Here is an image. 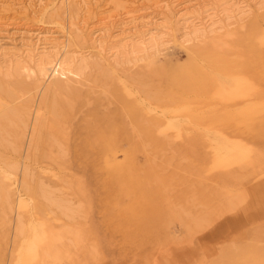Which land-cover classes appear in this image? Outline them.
I'll use <instances>...</instances> for the list:
<instances>
[{
  "label": "rangeland",
  "instance_id": "374dc122",
  "mask_svg": "<svg viewBox=\"0 0 264 264\" xmlns=\"http://www.w3.org/2000/svg\"><path fill=\"white\" fill-rule=\"evenodd\" d=\"M85 1L77 26L126 17L112 0ZM215 1L214 32L184 42L178 23L157 27V49L128 58L110 42L100 54L59 0L0 15V264H264V53L249 38L255 19L264 34V0H232L229 19ZM40 30L73 70L81 57L98 65L4 76L12 48ZM190 60L205 79L181 85Z\"/></svg>",
  "mask_w": 264,
  "mask_h": 264
},
{
  "label": "bare ground",
  "instance_id": "6f19581e",
  "mask_svg": "<svg viewBox=\"0 0 264 264\" xmlns=\"http://www.w3.org/2000/svg\"><path fill=\"white\" fill-rule=\"evenodd\" d=\"M38 1L41 3L42 0ZM59 1L62 6H66L67 9L65 10V12L70 15L72 13L75 18L79 17H77V15H80L79 13H81L82 9H84L87 3L85 0ZM216 1H218L217 4L220 5V7L221 5H224V19L225 17L228 19L230 18L231 15L229 14V12H231V10L240 9L241 11V7L238 6V4L241 3H239L238 1ZM212 2L213 0H155V2H153L151 5L149 4L150 6L148 7L137 8L135 6H132L131 3H129L127 0H112V4L114 7L124 10L123 14L124 16H126L124 17V20L115 18L118 16L117 14L115 15V17H112L111 15H102V13L100 12L101 16L96 18L97 20L92 25H89L87 21H83L84 23L82 22L80 26H77L80 24V19L78 18V24L77 22L75 24V31L79 32L82 36L84 35L86 39L94 45L95 49L100 54L105 53L103 44L110 42L111 46L109 47V50H111L113 54H119L122 55V57L124 56L127 58L130 56L134 57L139 52L155 51L157 47L162 43L161 39L163 38V33L156 32L155 28L157 27H159L160 29H166L168 28L167 25H170L171 23H178L180 26L179 29L183 31L184 42H189L191 40H195L198 37H202L206 34L214 32L216 29L214 30L213 28H211V26H214V24L216 23V21L214 20L216 17H214V15L216 14L213 13ZM79 5L82 7L81 9L79 8ZM32 7L33 6L31 0H0V15L3 16V13H14V17L16 18L15 14H33L36 10ZM121 15L122 14H119L120 17H123ZM258 21L256 19L253 21L251 27L252 31L249 38L250 40H253L255 42L257 48L261 49L258 52L264 53V47H262L264 44V34L260 31L257 25ZM0 22H4V20L2 19V21ZM217 22H219L218 19ZM215 25L217 26V24ZM115 26L119 27L118 30L116 29V32H113V29L117 28ZM83 29L87 30L86 34H82ZM41 31L42 30L29 33L28 36L30 39L27 38L23 40L18 48H12L15 51L14 53H10V55L14 58V60L12 59L13 64L8 66V69L3 74L4 76L7 75L8 77L13 73L19 74L20 72H22L20 71V69H22L23 67L28 69V71L26 69L28 75H36L40 78H44V76H59V78L63 76L69 77V73L80 76L89 67L95 64L98 65L97 61L95 62L94 60H90L87 57H81L79 62L76 63L73 70L70 66L71 59H64V56H66V54L58 55V52L54 50V47L57 44L56 42H58L57 39H61H59L53 31H49L47 33L45 31V33ZM144 31L147 33V37H143ZM136 37H139L140 39H136ZM59 44H62L60 46L63 48L66 45L63 43V41ZM39 48L40 51L38 50ZM34 50H38L39 52L33 53ZM203 56L204 58H206V60L209 61V65L214 70H223V63L217 52L209 51L207 53H203ZM26 59L28 63L33 64V68H31L30 66L26 67V64L21 65L22 60L26 61ZM24 61L22 63H25ZM205 76V72L194 60H190L186 66L178 65L177 77L181 85L188 86L194 83H198L202 81V79L204 80ZM66 86L67 85L58 82L56 83L55 88L58 92H62L67 89ZM233 88L235 87L233 86ZM240 91L243 90H238L237 95H239ZM233 92H236V89H233ZM57 104H60V102L54 101L53 105ZM114 134H121L124 136L128 135L124 128L121 127L115 128ZM142 134L143 133L140 132L138 134V137L142 138ZM36 211L37 215H41L43 213L42 210L37 209ZM43 230L44 229H42V227L37 228V231L41 232Z\"/></svg>",
  "mask_w": 264,
  "mask_h": 264
}]
</instances>
